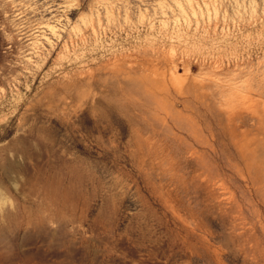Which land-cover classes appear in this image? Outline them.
Listing matches in <instances>:
<instances>
[{
  "label": "rangeland",
  "instance_id": "obj_1",
  "mask_svg": "<svg viewBox=\"0 0 264 264\" xmlns=\"http://www.w3.org/2000/svg\"><path fill=\"white\" fill-rule=\"evenodd\" d=\"M0 264H264V0H0Z\"/></svg>",
  "mask_w": 264,
  "mask_h": 264
},
{
  "label": "bare ground",
  "instance_id": "obj_2",
  "mask_svg": "<svg viewBox=\"0 0 264 264\" xmlns=\"http://www.w3.org/2000/svg\"><path fill=\"white\" fill-rule=\"evenodd\" d=\"M51 29L53 30V27H51ZM229 263V262H228Z\"/></svg>",
  "mask_w": 264,
  "mask_h": 264
}]
</instances>
